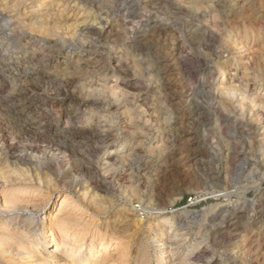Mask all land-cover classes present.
Returning a JSON list of instances; mask_svg holds the SVG:
<instances>
[{
  "label": "rangeland",
  "instance_id": "obj_1",
  "mask_svg": "<svg viewBox=\"0 0 264 264\" xmlns=\"http://www.w3.org/2000/svg\"><path fill=\"white\" fill-rule=\"evenodd\" d=\"M46 13L41 30L32 18ZM91 29L112 36L96 42ZM19 57L45 76L18 78ZM74 126L116 137L105 149L104 139L70 135ZM0 130L17 149L8 155L0 141V193L6 177L25 170L37 203L47 194L60 197L57 210L63 196L85 211L93 199L106 202L98 231L130 241L129 264L143 254L158 264L160 252L177 264L192 249L205 251L195 264H264V220L239 236L223 220L246 201L239 210L249 214L264 203V0H0ZM103 171L113 178L108 190L95 184ZM164 218L188 235L176 241L179 259L155 243Z\"/></svg>",
  "mask_w": 264,
  "mask_h": 264
},
{
  "label": "bare ground",
  "instance_id": "obj_2",
  "mask_svg": "<svg viewBox=\"0 0 264 264\" xmlns=\"http://www.w3.org/2000/svg\"><path fill=\"white\" fill-rule=\"evenodd\" d=\"M54 1V0H51ZM99 1V0H98ZM18 3V2H17ZM20 3V2H19ZM18 3V4H19ZM95 5V4H94ZM19 6V5H18ZM16 8V6H15ZM17 9V8H16ZM63 12V11H62ZM37 13V12H36ZM50 13V12H48ZM37 14H40L39 12ZM41 15V14H40ZM58 16V15H56ZM60 16V15H59ZM50 15L43 14L42 17H34L32 20H36V23L39 25V28L42 30L46 29L44 25L49 18ZM51 18V17H50ZM49 18V19H50ZM52 19V18H51ZM87 20V19H86ZM33 23V22H31ZM35 23V24H36ZM58 23V22H57ZM56 23V24H57ZM58 25V24H57ZM59 26V25H58ZM38 27V26H37ZM246 28V27H245ZM37 29V28H36ZM159 29V28H158ZM247 30V29H245ZM158 31V30H157ZM164 31V30H163ZM193 31V30H192ZM44 32V31H43ZM192 33L191 31H189ZM247 32V31H246ZM189 33V34H190ZM244 33V32H243ZM26 34V33H25ZM90 35L93 40L101 41V40H108L112 36V32H103L91 29L86 33ZM193 35V34H192ZM21 36V34H20ZM87 37V36H86ZM244 37V36H243ZM23 38V36L19 37ZM38 39V38H37ZM189 39V38H188ZM30 42L37 43L39 41L35 40V37L29 38ZM5 41V40H4ZM136 41V40H135ZM3 42V41H2ZM1 42V43H2ZM141 42V41H140ZM41 43V41L39 42ZM62 43V42H61ZM64 43V42H63ZM62 43V45H63ZM84 43V42H83ZM145 43V42H143ZM142 43V44H143ZM8 44V42L6 43ZM237 44V43H236ZM46 47V44L44 45ZM137 47V46H136ZM59 49V48H58ZM88 49V48H87ZM251 49V48H250ZM249 49V50H250ZM37 54H39L37 52ZM154 55V54H153ZM165 55V54H164ZM30 56V55H29ZM16 57V56H15ZM223 57V56H222ZM16 62V67L18 71V78L22 80L31 79L33 77H44L45 73L38 68L31 69L32 71L27 70L28 68L21 67L19 62H21L22 57L19 58H12ZM95 59V58H94ZM126 59V57H125ZM25 62L24 60H22ZM124 61V60H123ZM126 61V60H125ZM15 64V63H13ZM171 64V63H170ZM120 66V65H119ZM128 66V65H127ZM183 67V66H182ZM86 68V67H85ZM88 69V68H87ZM121 69V67H120ZM124 70V68H123ZM159 70V69H158ZM223 70V69H222ZM160 71V70H159ZM158 72V71H157ZM161 72V71H160ZM224 72V71H223ZM128 73V72H127ZM77 74V73H76ZM122 74V73H121ZM127 75V74H126ZM196 75V74H195ZM47 76V75H46ZM213 76V75H212ZM215 76V75H214ZM155 77V76H154ZM187 77V76H186ZM51 78V77H50ZM74 79V78H73ZM31 81V80H30ZM35 81V80H34ZM73 81V80H72ZM25 82V81H24ZM27 85V84H26ZM33 85V84H32ZM30 87V86H28ZM223 89V86H221ZM35 89V87H33ZM38 88V87H37ZM217 88V86H216ZM225 88V86H224ZM2 90V89H1ZM24 90V88H23ZM27 90V89H26ZM25 90V92H26ZM227 91V87L223 89ZM4 91V89H3ZM214 91V90H213ZM221 91V89H220ZM222 91V92H224ZM225 91V92H226ZM234 91V90H233ZM2 92V91H1ZM8 92V90H7ZM6 92V94H7ZM17 92V91H16ZM3 93V92H2ZM12 93V92H10ZM21 93V92H19ZM116 93V92H114ZM15 94V93H12ZM27 94V93H25ZM51 94V93H50ZM123 94V93H122ZM126 94V93H125ZM225 94V93H224ZM23 95V93H22ZM9 96V95H8ZM21 97V95H19ZM18 96V97H19ZM26 96V95H24ZM75 96V95H74ZM15 97V96H14ZM54 97V96H53ZM76 97V96H75ZM7 98V97H6ZM9 98V97H8ZM30 98V97H29ZM68 98H71V95H65L64 98H61L59 103H63ZM11 99V98H10ZM22 99V98H21ZM58 99V98H57ZM76 99V98H75ZM94 99V98H93ZM33 100V99H32ZM12 101H20L18 99H12ZM28 101V100H27ZM23 102V99L22 101ZM20 102V103H21ZM92 102V101H90ZM87 103V102H85ZM125 103V102H124ZM13 106V107H12ZM12 108L14 110H19L20 106L16 103L13 105ZM63 106V105H62ZM61 106V107H62ZM27 107V106H26ZM10 110V106L8 107ZM24 108V107H23ZM28 108V107H27ZM26 108V109H27ZM30 108V107H29ZM191 108V107H190ZM17 113V112H16ZM195 113L201 117L200 126L205 128L207 125V118L205 113L199 108L196 107ZM14 114V113H13ZM186 117V116H185ZM206 118V120H205ZM15 120V119H14ZM87 120V119H86ZM74 121V120H73ZM20 122V121H19ZM72 122V121H71ZM90 123V121H88ZM95 122V121H93ZM23 123V122H22ZM73 123V122H72ZM72 123L70 125H72ZM96 123V122H95ZM101 123V122H100ZM19 124V123H18ZM67 125V126H70ZM83 125V122H82ZM88 126V124H86ZM127 125V124H126ZM21 131H25V127L23 125H18ZM17 126V127H18ZM26 126V125H25ZM76 126V125H75ZM71 127L69 129L70 135L72 134L75 138H81L82 136H90L94 140L96 139H104V143L106 144L105 149H109L112 147L111 143L115 139L113 135L107 134L102 135V131L99 132L94 127L92 129H83L79 126ZM177 126V125H176ZM16 127V129H17ZM27 127V126H26ZM55 127V126H54ZM66 127V126H65ZM92 127V126H91ZM90 127V128H91ZM179 128V126H177ZM209 127V126H208ZM237 127V126H236ZM29 128V127H28ZM31 128V127H30ZM59 128V127H58ZM69 128V127H68ZM89 128V127H88ZM128 128V127H127ZM1 131V130H0ZM29 132V130H27ZM31 131V130H30ZM55 131V130H54ZM32 132V131H31ZM56 132V131H55ZM67 132V131H66ZM65 132V134H66ZM105 132V131H104ZM113 132V131H112ZM241 132V131H240ZM114 133V132H113ZM29 134V133H28ZM31 134V133H30ZM17 135V134H16ZM40 135V134H39ZM115 135V134H114ZM186 135V134H185ZM30 136V135H28ZM42 136V135H41ZM186 137V136H185ZM10 138V137H9ZM178 138V137H177ZM189 138V137H187ZM61 139V138H60ZM67 139V138H66ZM186 139V138H185ZM198 139V137H197ZM64 140V139H63ZM79 140V139H78ZM77 140V141H78ZM0 141H4L7 148V154L11 155V153H15L17 149H15L14 145L8 142V138L6 136H1ZM13 141V140H12ZM37 141V140H36ZM68 141V140H67ZM187 141V140H186ZM194 142V140H192ZM14 142V141H13ZM20 142V141H19ZM27 142V141H26ZM53 142V141H52ZM74 142V141H73ZM81 142V141H80ZM116 142V141H114ZM171 142V141H170ZM180 142V141H179ZM55 143V142H54ZM53 143V144H54ZM71 143V142H70ZM69 143V144H70ZM84 143V142H83ZM52 144V145H53ZM56 144V143H55ZM88 144V143H87ZM1 145L4 146L3 143ZM62 146V145H61ZM72 146V145H71ZM78 146V145H77ZM101 146V144H100ZM73 148H77L74 147ZM264 148V147H263ZM35 149V148H33ZM104 149V150H105ZM68 150V149H67ZM78 150V149H77ZM6 151V150H5ZM62 151V149H61ZM72 151V150H71ZM76 152V151H75ZM113 152V151H112ZM74 153V152H73ZM77 153V152H76ZM4 154V152H3ZM15 155V154H14ZM12 156V155H11ZM10 156V157H11ZM193 156V155H192ZM9 157V158H10ZM22 157V156H21ZM64 157V156H63ZM71 157V156H70ZM75 157V156H74ZM3 158V157H2ZM6 158V157H5ZM17 161L23 162V158L14 157ZM25 158V157H24ZM30 158V157H29ZM28 158V159H29ZM114 159L113 154H107L105 156V164L109 163ZM196 159V158H195ZM102 160V159H101ZM100 160V162H101ZM193 160V159H192ZM2 161V160H1ZM4 161V159H3ZM103 161V162H104ZM187 161V160H186ZM198 161V159H197ZM13 162V161H12ZM194 162V161H193ZM6 163V162H5ZM187 163V162H186ZM207 163V162H206ZM4 164V163H3ZM14 164V162H13ZM101 164V163H100ZM104 164V165H105ZM188 166V165H187ZM106 167V166H105ZM85 168V167H84ZM101 168V167H100ZM108 168V167H107ZM86 169V168H85ZM93 169V168H92ZM97 170V169H96ZM107 170V169H106ZM223 170V169H222ZM2 171V170H1ZM12 171V170H11ZM86 171V170H85ZM10 171L6 172L7 173ZM13 172V171H12ZM30 173V171L28 170ZM106 172V171H105ZM126 172V171H125ZM144 172V171H143ZM208 172V171H207ZM2 173V172H1ZM0 173V175H1ZM72 173V172H71ZM98 173V172H97ZM113 173V172H112ZM111 173V174H112ZM209 173V172H208ZM227 173V172H226ZM5 174V173H4ZM9 174V173H8ZM31 174V173H30ZM70 174V173H69ZM110 174V175H111ZM125 174V173H124ZM205 174V173H204ZM224 174V173H223ZM33 175V174H32ZM39 174H37L38 176ZM68 175V174H67ZM93 175V174H92ZM221 175V174H220ZM227 175V174H226ZM2 176V175H1ZM0 176V177H1ZM35 176V175H33ZM41 176V175H40ZM79 176V175H78ZM200 176V175H199ZM198 176V177H199ZM208 176V175H207ZM224 176V175H223ZM31 175L28 176L27 172L24 171H16L15 173L6 177L4 180V187L1 191L2 198H0V264H129V252H130V241L127 239H123L122 235L121 238H107L102 232H99L98 227L100 226V216L103 214L110 213L108 207H106V202H98L96 199H93L91 203L96 206L95 209L92 207H88L87 210H83L80 206L76 205L72 199L68 196L62 197V202L60 203V207L57 210V206L55 205L59 196H56V202L54 201L55 198L52 195H48L44 199L43 202L37 203V192L38 190L35 188V185L32 184ZM88 177V176H87ZM114 178L117 177L116 175L113 176ZM204 177V176H203ZM227 177V176H226ZM36 178V177H34ZM39 178V176L37 177ZM36 178V179H37ZM166 178V177H165ZM3 179V178H2ZM40 179V178H39ZM42 179V178H41ZM40 179V180H41ZM113 179L108 173L99 174L95 184L100 187L109 188V181ZM210 182H215L216 184L221 182V176H209ZM207 179V180H208ZM117 180V179H116ZM35 181V180H34ZM118 181V180H117ZM1 182V181H0ZM40 182V181H39ZM92 183V182H91ZM123 183V182H122ZM36 184V183H34ZM73 184V182H72ZM94 184V183H93ZM111 184V183H110ZM114 184V183H113ZM220 184V183H219ZM75 185V184H74ZM92 185V184H90ZM222 185V184H221ZM118 186V185H117ZM120 186V185H119ZM118 186V187H119ZM219 186V185H218ZM42 187V186H41ZM40 187V188H41ZM75 187V186H74ZM71 188V187H69ZM122 188V187H121ZM162 188V187H161ZM55 189V188H54ZM53 189V190H54ZM57 189V188H56ZM98 189V188H97ZM40 190V189H39ZM43 190V189H42ZM58 190V189H57ZM54 190V193L58 191ZM70 190V189H69ZM112 190V189H111ZM129 190V189H128ZM50 191V188H49ZM48 191V192H49ZM68 191V190H67ZM72 191V190H71ZM131 191V190H130ZM226 191V190H225ZM45 192V191H44ZM66 192V191H65ZM70 192V191H69ZM94 192V191H93ZM122 192V191H121ZM132 192V191H131ZM161 192V191H160ZM0 193V194H1ZM41 193V192H40ZM103 193V192H102ZM124 193V191H123ZM46 194V193H45ZM68 194V193H67ZM108 194V193H107ZM133 194V192H132ZM165 194V193H164ZM59 195V193H58ZM64 195V194H63ZM94 195V193L92 194ZM121 195V194H120ZM71 196V195H70ZM84 196V195H82ZM110 196V195H109ZM112 196V195H111ZM124 196V195H123ZM129 196V195H128ZM134 196V195H133ZM43 197V196H42ZM92 197V196H91ZM118 197V196H117ZM131 197V196H129ZM136 197V196H135ZM41 198V197H40ZM127 198V196H126ZM82 199V198H81ZM80 199V201H81ZM157 199V198H156ZM43 200V199H42ZM75 200V199H74ZM135 200V199H134ZM89 201V200H88ZM244 201V200H243ZM240 202V201H239ZM238 202V203H239ZM88 203V202H87ZM263 203V202H262ZM90 204V205H92ZM127 204V203H126ZM125 204V206H126ZM132 204V203H131ZM87 205V204H86ZM110 205V204H109ZM114 205V204H113ZM247 201L242 204L238 205L239 209H244L247 207ZM252 205V204H251ZM120 206V205H119ZM131 206V205H130ZM123 207V206H121ZM255 207V205H252ZM120 208V207H118ZM251 208V207H249ZM125 209V208H124ZM239 209L235 210L234 212L228 213L223 217L225 222L226 229L230 230L233 233V236H239L243 231V228L246 225H253V227L257 226L264 220V203L259 208H254L251 214L249 212L240 211ZM116 210V208H115ZM121 210V209H120ZM220 211V210H219ZM223 211V210H222ZM116 212V211H115ZM129 212V211H128ZM127 212V213H128ZM121 213V212H120ZM140 213V212H139ZM221 213V212H220ZM148 214V213H147ZM158 214V213H157ZM156 214V215H157ZM122 215V214H121ZM212 215V214H211ZM96 216V217H95ZM113 216V215H112ZM118 216V214H117ZM196 216V215H195ZM219 216V215H218ZM116 217V215H115ZM142 217V216H141ZM214 217V216H213ZM216 217V215H215ZM220 217V216H219ZM108 218V217H107ZM117 218V217H116ZM221 218V217H220ZM112 219V218H111ZM143 219V218H142ZM141 219V220H142ZM151 219V218H150ZM180 219V218H179ZM218 220V219H217ZM159 221V220H158ZM180 221V220H179ZM186 221V220H185ZM194 221V220H193ZM212 221V220H211ZM102 222V221H101ZM109 222V221H108ZM172 222V221H171ZM169 218H164V220L158 223L157 230L158 232V239L160 241L155 240V243H161L159 248L164 247L169 248L173 254V258L179 259L178 255L181 251V245H178L179 242H176L179 238L181 241H185L188 238V235L183 233L184 228H181V224L179 227L171 226ZM148 223V222H147ZM179 223V222H178ZM105 224V223H104ZM143 224V223H142ZM150 224V222H149ZM213 224V223H212ZM108 225V224H107ZM106 225V226H107ZM156 225V224H155ZM262 225V223H261ZM122 226V225H121ZM142 226V225H141ZM147 226V225H146ZM153 227V226H152ZM111 228V227H110ZM114 228V227H113ZM128 228V227H127ZM142 228V227H141ZM169 228L168 232L172 234L171 237L168 239H163V236L166 235V230ZM110 230V229H109ZM123 230V228H122ZM150 230V229H149ZM156 230V233H157ZM173 230V231H171ZM143 231V229H142ZM222 231V230H221ZM264 231V230H263ZM98 234H95L97 233ZM112 232V231H111ZM116 232V231H115ZM127 232V231H126ZM125 232V233H126ZM185 232V231H184ZM220 232V231H219ZM113 233V232H112ZM140 233V232H139ZM138 233V235H139ZM166 233V234H165ZM170 234V235H171ZM98 235V236H97ZM137 235V234H136ZM146 235V234H145ZM142 236V233H141ZM140 236V237H141ZM148 236V235H147ZM115 237V236H114ZM143 237V236H142ZM220 237V236H219ZM127 238H133L130 235ZM135 238V237H134ZM145 238V237H144ZM193 238V237H192ZM139 239V238H138ZM144 240V239H143ZM139 240H137L138 242ZM136 242V243H137ZM197 242V241H196ZM227 242V241H226ZM154 243V242H153ZM182 243V242H181ZM193 244V243H192ZM195 244V243H194ZM200 244V242H199ZM152 246V244H150ZM160 245V244H158ZM169 245V246H168ZM190 245V244H189ZM198 245V244H197ZM156 246V245H155ZM168 246V247H167ZM53 247L55 249L53 250ZM143 247V246H142ZM141 247V248H142ZM148 247V246H147ZM231 247V246H230ZM244 247V245H243ZM135 249V248H134ZM145 249V248H144ZM143 249V250H144ZM199 249V247H198ZM190 250V249H189ZM196 249H192L191 253L187 255L184 259L180 260L177 264H195L200 260V258L205 254V251ZM146 251V250H145ZM164 251V250H163ZM242 251V250H241ZM240 251V252H241ZM40 252V253H39ZM132 252V251H131ZM135 252V251H134ZM166 252V251H165ZM164 252V253H165ZM170 252V251H169ZM174 252V253H173ZM177 252V253H176ZM186 252V251H184ZM189 252V251H188ZM239 252V251H238ZM149 253V252H148ZM159 254V252H158ZM163 253L160 252L158 257V264H167V261H164ZM169 254V253H167ZM185 254V253H184ZM135 255V253H134ZM142 255V254H141ZM143 259L141 264H149V259L146 254H143ZM166 255V254H165ZM170 256V255H169ZM182 256V255H181ZM139 257V256H138ZM237 257V256H236ZM241 257V256H240ZM216 258V257H215ZM141 259V258H140ZM177 259V260H178ZM218 259V258H217ZM209 260V259H208ZM228 260V259H227ZM261 260V259H260ZM193 261V262H191ZM217 262L212 261L211 264H217ZM175 263V260L173 261ZM200 263V262H199ZM209 264V262L207 263Z\"/></svg>",
  "mask_w": 264,
  "mask_h": 264
}]
</instances>
